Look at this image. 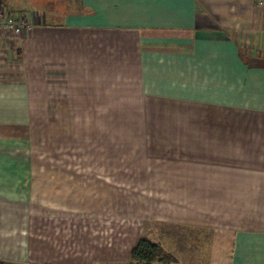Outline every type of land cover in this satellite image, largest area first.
<instances>
[{
	"label": "crops",
	"instance_id": "obj_1",
	"mask_svg": "<svg viewBox=\"0 0 264 264\" xmlns=\"http://www.w3.org/2000/svg\"><path fill=\"white\" fill-rule=\"evenodd\" d=\"M257 2L0 0L30 26L0 31L1 262L131 264L149 219L197 221L177 203L212 204L224 183V167L191 158L231 155V93H252L237 107L264 125ZM199 122L211 131H190ZM134 126L142 149L129 145ZM254 141L264 156V133ZM119 188L169 190L174 208L119 216ZM208 253L209 264H264V230H213Z\"/></svg>",
	"mask_w": 264,
	"mask_h": 264
},
{
	"label": "rangeland",
	"instance_id": "obj_2",
	"mask_svg": "<svg viewBox=\"0 0 264 264\" xmlns=\"http://www.w3.org/2000/svg\"><path fill=\"white\" fill-rule=\"evenodd\" d=\"M251 95L253 94L247 93L246 101L239 102L238 94L231 93V106H236L231 107L229 112L228 131L233 136L229 142L231 155L223 158H191V161L197 159L199 164H207L208 160H213V165L224 167V176L226 177L218 189H213V203H203L205 201L204 198L201 199L203 196L198 199L197 205L177 203V211L183 208L196 210L198 218L192 224L159 222L149 219L145 225L146 238L170 251L169 254L177 260L175 264H209L208 252L213 230H236L239 228L264 230V156L254 155L256 151V149L254 150L255 134L264 133V125L255 124L252 113H248L251 117L241 115L243 110L237 107L238 105L248 106ZM154 111L156 112V110ZM203 111L198 110V117ZM246 112L250 111L246 110ZM155 115L158 114L155 113ZM125 127L119 126L118 132L128 131ZM144 127L134 126V131L138 135H136L135 141L129 142L133 148L142 149L145 147L146 141L141 135L145 131ZM181 128L183 131H187L183 126ZM151 131L152 129L149 132ZM153 131L155 134L157 133L156 130ZM171 131H173L172 127ZM190 131L209 132L211 126L199 122ZM127 147L130 148V146ZM150 147L167 150L179 148L177 141L173 140H151ZM242 153L244 156L239 155ZM153 158L158 157L149 159ZM166 159L172 158L166 157ZM168 191L119 188L118 214L119 216L141 215L144 210L149 212V218L154 216L153 213L163 212L162 214H164L166 208H174L172 205L165 204V195ZM201 191L204 190L199 189V192ZM179 192L181 190H177V194ZM147 196H150V199ZM209 199L210 197L208 201ZM202 200L204 201L202 202Z\"/></svg>",
	"mask_w": 264,
	"mask_h": 264
},
{
	"label": "trees",
	"instance_id": "obj_3",
	"mask_svg": "<svg viewBox=\"0 0 264 264\" xmlns=\"http://www.w3.org/2000/svg\"><path fill=\"white\" fill-rule=\"evenodd\" d=\"M131 261L136 264H175L177 260L160 244L143 237L133 248ZM0 264L5 263L0 261Z\"/></svg>",
	"mask_w": 264,
	"mask_h": 264
},
{
	"label": "built area",
	"instance_id": "obj_4",
	"mask_svg": "<svg viewBox=\"0 0 264 264\" xmlns=\"http://www.w3.org/2000/svg\"><path fill=\"white\" fill-rule=\"evenodd\" d=\"M258 6L264 8V0H258ZM30 29L27 20L20 15H9L0 4V31H6L11 34H20Z\"/></svg>",
	"mask_w": 264,
	"mask_h": 264
}]
</instances>
